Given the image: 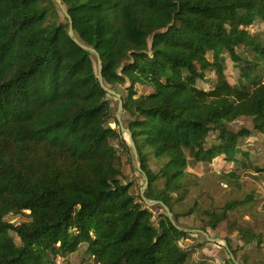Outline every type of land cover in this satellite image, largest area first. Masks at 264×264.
Returning a JSON list of instances; mask_svg holds the SVG:
<instances>
[{"label": "trees", "instance_id": "trees-1", "mask_svg": "<svg viewBox=\"0 0 264 264\" xmlns=\"http://www.w3.org/2000/svg\"><path fill=\"white\" fill-rule=\"evenodd\" d=\"M61 2L77 39L100 55L105 87L130 85L124 125L149 180L145 197L169 207L174 223L160 214L155 225L152 208L120 180L111 141L131 146L99 83L98 58L70 38V20H61L54 0H0V264H55L83 245L96 264H188L180 242L191 233L177 228L184 215L174 211L188 160L233 163L247 155L240 140L264 135V78L250 88L232 85L225 73L226 54L245 64L243 80L264 60L260 36L249 31L264 23V0ZM207 72L216 75L211 90L197 83ZM139 85L153 91L141 94ZM243 117L252 118L253 131H231ZM214 132L217 142L208 145ZM150 157L163 163L157 174ZM251 202L206 213L208 226L216 230ZM25 211L30 222L6 220ZM240 234L247 243L255 238Z\"/></svg>", "mask_w": 264, "mask_h": 264}, {"label": "rangeland", "instance_id": "rangeland-1", "mask_svg": "<svg viewBox=\"0 0 264 264\" xmlns=\"http://www.w3.org/2000/svg\"><path fill=\"white\" fill-rule=\"evenodd\" d=\"M61 20L64 21V14L57 5ZM252 34L260 36L264 44V23L258 21L249 28ZM242 59L249 64H255V55L250 49L238 51ZM259 69L251 72L249 80L241 79L240 67L245 65L235 64L229 55L225 56V73L232 85L246 84L253 88L255 81L264 78V60H258ZM240 66V67H239ZM200 88L211 90L216 84V75L207 72L204 80H199ZM130 85H119L112 90L127 95L126 88ZM141 94H148L153 91L150 88L137 86ZM112 109L117 117L119 99L110 96ZM126 115L122 114L123 124L126 125ZM112 128L117 125L112 121ZM242 128L253 131V121L250 117H243L229 125V129L238 132ZM217 133H211L208 137V145L216 140ZM124 140L127 136L122 135ZM127 141V140H126ZM121 160L122 176L120 180L124 184L131 185V192L136 198L141 196V189L146 186L147 177L139 170V163L136 161L132 148L126 149L121 139L111 141ZM240 148L247 155H239L237 161L230 163L220 157L214 160L209 166L188 160L184 189L186 192L174 195V211L181 216L178 225L191 231H201L188 236L180 242V246L190 253L188 264H235L230 256L229 250L236 253V259L240 264H264V135L254 132L249 139L240 140ZM162 161L154 157L149 159V167L156 174L162 167ZM157 186V185H156ZM163 187L159 183L158 189ZM147 188L144 190V195ZM252 198L250 204L244 205L238 210L231 211L227 220L221 222L216 230L208 226L209 216L206 213H221L229 202ZM155 214L154 223L157 225V217L167 215L165 208L157 204L151 207ZM192 211L191 213H189ZM189 213V214H188ZM29 211L14 216L10 214L6 220L14 225L30 222ZM240 230H250L254 239L247 243L240 234ZM15 242L19 245L20 240L12 233ZM227 244V246H226ZM228 247V249H227ZM55 264H96L91 255L87 252V246L67 257H57Z\"/></svg>", "mask_w": 264, "mask_h": 264}, {"label": "water", "instance_id": "water-1", "mask_svg": "<svg viewBox=\"0 0 264 264\" xmlns=\"http://www.w3.org/2000/svg\"><path fill=\"white\" fill-rule=\"evenodd\" d=\"M55 3L59 6V8L61 9L62 13L64 14L65 17H67L69 20H70V32H69V35H70V38L76 43L78 44L81 48H83L84 50L88 51V52H91L92 54H94L97 58H98V70H99V75H98V79H99V83L101 84V86L108 92V95L109 97L110 96H116L118 99H119V108H118V114H117V120L119 121L120 123V128H121V131L122 133L127 136V142L129 143V145L131 146L132 148V151H133V154L135 156V159L136 161L139 163V170L142 171L141 169V164H140V160H139V155H138V151H137V148H136V145H135V142H134V139H133V134L131 133V131L126 128V126L123 124V121H122V114H123V110H124V107H123V99H122V95L111 90V89H108L105 87V84H104V79H103V76H102V60L100 59V55L97 53V51L95 49H92L86 45H84L82 42H80L76 35H75V32H74V29H73V25H72V20L69 16V13L66 9V7L63 5V3L61 2V0H54ZM149 186V180L148 178L146 179V186L143 187L141 189V197L143 199V201L149 206V207H154L155 205L157 204H160L162 205L166 212H167V216L170 218V220L174 223V217H173V213L171 212V210L169 209V207L165 206L163 203H159L157 201H150L148 200L145 195H144V190L145 188H148ZM179 230H182V231H188L190 232L191 234L193 233H199L201 231H191V230H186L184 228H181V227H177ZM227 246V244H226ZM228 249V247H227ZM229 250V249H228ZM229 253H230V256L233 260V262L235 264H240L237 259L235 258V256L233 255V253L229 250Z\"/></svg>", "mask_w": 264, "mask_h": 264}]
</instances>
